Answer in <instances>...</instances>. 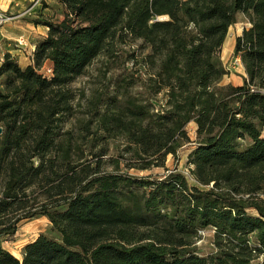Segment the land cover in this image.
<instances>
[{
  "label": "trees",
  "instance_id": "1",
  "mask_svg": "<svg viewBox=\"0 0 264 264\" xmlns=\"http://www.w3.org/2000/svg\"><path fill=\"white\" fill-rule=\"evenodd\" d=\"M58 1L62 19L33 21L47 27L33 63L0 56V264H264V0ZM239 13L244 83L223 84ZM100 56L122 77L81 103L71 85ZM189 143L196 184L121 169L165 167ZM41 216L50 232L22 259L5 248Z\"/></svg>",
  "mask_w": 264,
  "mask_h": 264
},
{
  "label": "rangeland",
  "instance_id": "2",
  "mask_svg": "<svg viewBox=\"0 0 264 264\" xmlns=\"http://www.w3.org/2000/svg\"><path fill=\"white\" fill-rule=\"evenodd\" d=\"M62 11L63 7L58 0H0V12L7 17V21L0 24V54L9 50L15 55L21 65L24 66L27 63H33V53L36 44L47 34V27L37 25L33 21L42 18L53 20L62 19ZM246 21L247 19L244 14L239 13L237 15V23L229 30L227 36L228 42L235 40L236 34L241 31V28ZM21 37L25 40L24 45H21L18 42V39ZM226 48H228V44L226 45ZM229 50H232L231 46L229 47ZM232 55L233 52H228L224 57L223 62L225 66L230 62ZM46 63L44 66H51ZM123 67L124 64L122 60L109 59L105 56H100L87 68L84 75L75 79L71 87L76 90L81 103H84L85 101V98L81 96L82 91H85L87 96H91L93 92L99 93L106 91L111 93L115 87L114 84L117 79L122 77ZM241 73L242 69H238L229 73L228 77L236 82L241 79ZM228 77L225 76L223 78V84H227L225 81H227ZM138 87V85L134 86L133 90L136 92ZM163 96L164 94L162 93L157 97L158 99L163 100ZM82 111H84V108L78 106L76 117H83L84 115ZM187 129L190 136L194 139L195 125L191 123L187 126ZM119 144L122 148V143L119 142ZM193 147L194 144L189 143L181 148L177 157L169 155L166 159L165 167H153L148 171H138L135 169H127L124 164H121V169L129 171L132 174H152L155 178H161L167 173L168 169L177 168L186 175L191 184H196L188 163V155ZM114 153L115 151L112 150L111 154L114 155ZM108 169H110V167ZM50 229L51 223L45 216L26 220L20 225L15 240L4 241L3 245L15 256L22 259L23 247L41 233H49ZM196 245L198 252L202 255L207 256L213 253L216 250L214 244V230L212 228L201 230L197 237ZM262 261H264V256L257 258L254 263H260Z\"/></svg>",
  "mask_w": 264,
  "mask_h": 264
},
{
  "label": "built area",
  "instance_id": "3",
  "mask_svg": "<svg viewBox=\"0 0 264 264\" xmlns=\"http://www.w3.org/2000/svg\"><path fill=\"white\" fill-rule=\"evenodd\" d=\"M6 21H7V17L2 12H0V24L4 23ZM18 42L21 45L25 44V40L23 39V37L18 39ZM33 57H34V54H33ZM225 67H226V70L228 71V74L232 73V72H234V71H236L238 69H242L244 67V65H243V62H242L241 55L239 53H236V52L233 53L230 62ZM42 70L46 74H50L52 72V67L51 66H49V67L43 66ZM251 90L255 91L256 89L254 87H251Z\"/></svg>",
  "mask_w": 264,
  "mask_h": 264
},
{
  "label": "crops",
  "instance_id": "4",
  "mask_svg": "<svg viewBox=\"0 0 264 264\" xmlns=\"http://www.w3.org/2000/svg\"><path fill=\"white\" fill-rule=\"evenodd\" d=\"M250 26V23L248 22V21H246V23L244 24V26L241 28V31L240 32H238L237 34H236V38L238 37V36H240V35H242V33H243V30L245 29V28H248ZM233 26H231V28H232ZM236 38H235V40L234 41H229L228 42V40L226 39V41H225V43H224V45H223V48H222V60L224 59V57L228 54V52H233V53H235V45H236ZM228 44V48H226V45ZM232 47V50H229V47ZM7 52H10L9 50L7 51ZM11 53V52H10ZM4 54V53H3ZM3 54H0V56H3ZM12 54V56H14L15 57V55H13V53H11ZM16 58V57H15ZM27 64H30V63H27ZM26 64V65H27ZM46 64H50L51 65V62L50 61H48ZM242 76H241V79L240 80H238V81H236V82H234V81H232V79H229V77H228V75H226V77H228V79H227V81H225V83H232V84H235V85H240V84H243L244 83V76H245V72H244V67L242 68ZM231 78V77H230ZM233 78V77H232ZM37 237V236H36ZM35 237V238H36ZM34 238V239H35ZM33 239V240H34ZM33 240H31V241H33Z\"/></svg>",
  "mask_w": 264,
  "mask_h": 264
},
{
  "label": "water",
  "instance_id": "5",
  "mask_svg": "<svg viewBox=\"0 0 264 264\" xmlns=\"http://www.w3.org/2000/svg\"><path fill=\"white\" fill-rule=\"evenodd\" d=\"M2 131H3V128H2V127H0V133H2Z\"/></svg>",
  "mask_w": 264,
  "mask_h": 264
}]
</instances>
